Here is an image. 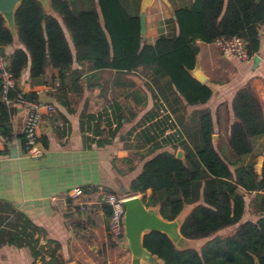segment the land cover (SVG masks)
<instances>
[{
  "label": "trees",
  "instance_id": "16d2710c",
  "mask_svg": "<svg viewBox=\"0 0 264 264\" xmlns=\"http://www.w3.org/2000/svg\"><path fill=\"white\" fill-rule=\"evenodd\" d=\"M49 1L55 16L46 15L36 0H23L15 12L20 45L7 56L16 80L9 98L37 100L34 92L22 93L17 86L25 68L29 69L31 84L40 83L46 68H52L61 87L74 75V62L87 63L92 71L111 70L117 75H130L142 68L157 93V104L134 126L140 128L148 152L133 153L132 158L142 164L129 183L128 193L140 194L144 206L157 207L167 221L177 218L186 205L192 206L180 234L202 241L198 249L178 248L166 235L151 232L143 237L144 248L162 264H264V162L258 174L255 162L241 161L252 154L253 140L264 135L262 102L248 84L234 93L229 106L233 121L227 133L232 161L226 160L212 142L214 125L209 109L185 112L187 106L205 105L212 95L210 87L197 82L190 73L196 65L198 42L212 44L217 39L241 36L248 55L254 57L260 47L264 0H193L188 7L174 11V20L164 21L166 32L153 44L142 42L139 16L130 15L120 0H84V7L77 0ZM64 29L70 34L73 51ZM5 46L12 47V36L0 16V53L6 58ZM127 96L135 106H146L145 94L140 96L139 91L132 90ZM158 109H163L162 116L156 113ZM15 110L0 100V140L4 144L0 156L6 154V144L13 137L11 117ZM85 117L82 127L86 124L87 128L81 131L91 135L85 134V142L97 146L111 143L125 122L117 105ZM171 129L174 131L164 135ZM168 144L171 150L166 148ZM178 148L183 160L175 157ZM260 155L264 157V149ZM241 191L253 193L258 201L255 221H242L245 200ZM103 207L109 221L110 209ZM27 224L32 231L17 245L28 246L34 262L66 264L58 252L60 245L49 241L39 245L33 235L41 230ZM227 228H232L230 233L219 234ZM109 246L115 242L109 241ZM43 252L49 260H44Z\"/></svg>",
  "mask_w": 264,
  "mask_h": 264
},
{
  "label": "crops",
  "instance_id": "0c3cea01",
  "mask_svg": "<svg viewBox=\"0 0 264 264\" xmlns=\"http://www.w3.org/2000/svg\"><path fill=\"white\" fill-rule=\"evenodd\" d=\"M192 1L152 0L145 10V33L142 42L153 44L162 33V22L168 18L174 20V11L188 7ZM83 2L84 0H77V3L84 7ZM120 2L130 15L139 16L142 0ZM95 5L100 23L103 24L96 2ZM64 32L73 51L70 34L65 29ZM259 34L260 47L256 53L259 60L255 65L253 57L248 63L243 64L231 55H222L214 43L198 42L196 65L207 78L204 84L212 91L206 104L210 103L216 107L226 103L230 111V101L234 93L248 84L262 102L264 110V23L259 27ZM12 49L13 47L8 46L4 51L10 54ZM72 70L75 72L74 75L68 76L62 87L53 93L48 88L58 79L54 77L55 70L50 67L46 68L40 83L29 82L28 68L24 69L17 81L22 93L34 92L38 100L51 103L54 111L51 115L42 114L37 126L42 152L36 158L28 157L22 151L25 109L15 106V114L13 113L11 117L13 137L6 144V154L0 156V264H42L39 259L34 262L28 246L17 245L18 242L26 241L28 233L32 231L27 221L41 230L33 235V238H38L39 245L44 246L47 241L60 245L58 252L66 264H85L82 260L88 261L89 257L93 260H106V264H113L115 258L120 259L113 258L111 254L116 249L115 246H109V241L115 238L108 229L104 204L99 203V190L106 188L118 194L124 190L128 191L130 181L140 172L142 164L140 161L134 166L137 159L132 158L133 153L142 150L127 147V143L135 145L134 141L128 140L125 135L127 128L124 133L118 132L111 143L101 146H97L95 142H85V134L91 135L90 132L83 133L81 130L87 128L86 124L82 127L85 115L96 114L105 108L102 96L104 86L111 83L120 88L126 87L124 84L128 85L130 77L117 75L111 70L92 71L87 63L74 62ZM107 71L114 75L111 80L104 76L105 73L108 74ZM141 84L142 81L136 79L137 91L144 90ZM145 92L141 91V95ZM155 94L157 93H153ZM160 112L162 116L163 109ZM125 124L124 122L123 126ZM213 125L216 130L215 118ZM128 126L129 124L126 125ZM137 129L133 133V136H136L135 143L140 142L137 141L140 139L137 137L140 130ZM173 131L174 129L166 130L164 135ZM263 137L264 135L256 139L261 140ZM3 146L0 140V149ZM145 146L148 147L147 144ZM170 146L171 144H168L166 148L171 150ZM147 156L149 155L144 158H148ZM134 167V171L129 172ZM75 187L82 188L84 194L80 197H71L70 192ZM82 202L84 210L80 206ZM245 220L256 219H245L244 214L242 221ZM13 241L15 243H12ZM42 254L45 261L49 260L47 254L44 252ZM90 264L95 262L91 261Z\"/></svg>",
  "mask_w": 264,
  "mask_h": 264
},
{
  "label": "rangeland",
  "instance_id": "374dc122",
  "mask_svg": "<svg viewBox=\"0 0 264 264\" xmlns=\"http://www.w3.org/2000/svg\"><path fill=\"white\" fill-rule=\"evenodd\" d=\"M162 31H163V29H162ZM5 47H8V46H5ZM9 48H10V46H9ZM215 48H217V47H215ZM218 52H220V51H218ZM3 53H5L4 49H3ZM8 55H9L8 53H5L6 63H8V58H7ZM243 64H245V63H243ZM107 72H108V74L105 73L104 76H106L107 78H109L111 80L114 75L110 71H107ZM122 76L124 77L123 74H122ZM129 77H130L129 78L130 81L128 82V85L124 84V86H126V87L120 88L119 86H113L111 83H110V85L107 84L106 86H104L105 91H104L102 96H103V100L105 103V108L112 109V108H115V105H117L121 110V114L124 117L126 124L124 126L123 125L121 126L119 133H120V131H123V133H124V130L126 128L128 130V128L130 126H132L129 128L128 131L126 130L125 135H127L128 140L132 139L134 141L135 145H131V144L127 143V147H132V148L136 147L139 150H142V152H145L147 154V152H148L147 147L145 146L144 141L139 134L137 135V137L140 139L137 141H140V142L135 143L134 139H136V136H133V133H134V131H136L137 128L134 127L135 126L134 124H135L136 119L138 117H139L138 119H140L141 116L147 110L152 108L153 105L157 104V101L154 99L155 95H153V93H156V92H155L154 88L152 87V85L150 84L149 77L146 76L145 71L142 68H139L137 71H135V73H131L129 75ZM133 77L135 79H133ZM138 78L142 81L141 85L144 87V90L140 89V91H139L140 96H142L141 91H144V92L146 91L145 92V95L147 96L146 106H138V105L135 106L134 101L132 100L131 96H127V94H126L127 91H128L127 93L129 94V92H131L132 90H136L135 89L136 88L135 82H136V79H138ZM132 80H134V81H132ZM10 107L16 108L15 104H13ZM201 108L209 109V111L212 115V119L215 118V122H217V129L214 130V135H216V137H215V140L213 142V144L216 147V150L218 152H220L226 160L232 161L233 157L231 155V152H230V149H229V146L227 143V133H228V126L233 121V119L230 115V112L227 108L226 103H221L216 107L210 103H208L206 105H202V106H200V105L194 106L192 108L188 106L187 110L185 109V112H187V114H191L192 112H196ZM160 110L158 109L156 112L157 114H159V116H161V114H162L160 112ZM127 124H129L128 127H126ZM131 124H133L134 126ZM139 130H140V128L137 129V131H139ZM157 142L160 143L159 140H157ZM252 146H253L252 154L242 157L241 161L242 162H255V167L257 169L258 158H259V156H262V155H260V153L264 149V137L261 140L255 139L252 142ZM130 162H133V160H130ZM134 162H135L134 166H137L138 163H140V161H137V160ZM134 169H135V167L133 169H130L129 172H133ZM231 169H233V167H231ZM136 173L137 172L135 171L134 174H136ZM241 192H243V191H241ZM243 194H244V200H245V207H244L245 219H257L258 212L256 211V207H257L258 201L254 200L255 196L253 195V193L243 192ZM122 195H124V194H122ZM128 195L129 196H135V195H130L128 192L124 196L128 197ZM136 196L141 197L140 194H137ZM189 209H190V206L186 205L185 209H184V211H185L184 214H187ZM231 230H232V228H227V229L220 231L219 234L226 235V234L230 233ZM201 243H202L201 240H192V246L191 247L198 249L199 246L201 245ZM118 245H119V241H116L115 247H114V249H116V250H115V252H112L111 254H112L113 258L120 257V259L115 258L116 261H114L113 264H130V253H129V251L123 247L118 246ZM82 261L85 262V264H90L91 261H94L95 264H106V260H104V261L96 260V259L93 260L91 257L88 258V261H84V260H82Z\"/></svg>",
  "mask_w": 264,
  "mask_h": 264
},
{
  "label": "water",
  "instance_id": "95a60500",
  "mask_svg": "<svg viewBox=\"0 0 264 264\" xmlns=\"http://www.w3.org/2000/svg\"><path fill=\"white\" fill-rule=\"evenodd\" d=\"M23 0H0V16L4 20L5 27L9 30L12 36V47L17 48L20 45L18 35L15 29L14 15ZM38 1L46 15L55 16L51 9L49 0ZM152 0H142L139 24L141 39L144 38L145 33V10ZM166 2V0H163ZM168 4V3H167ZM173 14V12H172ZM173 19H175L173 15ZM259 60L255 54L253 57L254 65ZM191 76L200 84H204L207 80L200 68L195 65L190 72ZM216 135H212V142H214ZM175 157L183 160L182 150H177ZM264 157L259 156L257 164V173L261 174ZM128 191L124 190L122 194L126 195ZM124 213L122 217V232L118 235L119 245L127 249L130 253V264H162L156 256L148 252L143 246V237L151 232H159L166 235L170 241L178 248H191L192 240L184 238L180 234V226L185 217L184 212L172 221L164 220L157 207H145L142 203L141 197L128 196L123 201ZM74 264V263H69Z\"/></svg>",
  "mask_w": 264,
  "mask_h": 264
},
{
  "label": "built area",
  "instance_id": "2783aa9c",
  "mask_svg": "<svg viewBox=\"0 0 264 264\" xmlns=\"http://www.w3.org/2000/svg\"><path fill=\"white\" fill-rule=\"evenodd\" d=\"M163 33L166 32L164 21L162 22ZM215 46L219 49L222 55H231L241 63H248L251 57L247 53L245 39L241 36H234L228 39H217L214 42ZM0 84L1 95L0 100L8 107L15 104L25 109L24 122H23V153L32 158L40 156L42 148L39 144L37 126L40 122L42 114L51 115L54 111V106L51 103H46L41 100H25L22 97L10 99L9 94L16 87V80L8 68L4 55L0 53ZM61 87L58 80L53 81L49 86L51 93L56 92ZM71 197H80L84 194L82 188H72ZM127 198L118 193H109L103 189L99 190V203L109 207V221L108 229L113 238L118 240V235L122 232V217L124 213L123 201ZM83 202L81 209L84 210Z\"/></svg>",
  "mask_w": 264,
  "mask_h": 264
}]
</instances>
